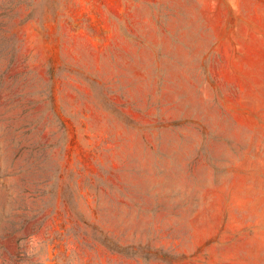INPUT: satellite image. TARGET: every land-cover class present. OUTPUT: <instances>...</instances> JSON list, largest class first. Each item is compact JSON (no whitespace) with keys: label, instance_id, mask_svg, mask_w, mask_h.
Masks as SVG:
<instances>
[{"label":"rangeland","instance_id":"374dc122","mask_svg":"<svg viewBox=\"0 0 264 264\" xmlns=\"http://www.w3.org/2000/svg\"><path fill=\"white\" fill-rule=\"evenodd\" d=\"M0 264H264V0H0Z\"/></svg>","mask_w":264,"mask_h":264},{"label":"trees","instance_id":"16d2710c","mask_svg":"<svg viewBox=\"0 0 264 264\" xmlns=\"http://www.w3.org/2000/svg\"><path fill=\"white\" fill-rule=\"evenodd\" d=\"M80 241L82 243H87L91 240L103 243L104 245L111 247V248H117L120 249L121 243L120 240L117 236H115L114 233L105 230L101 227H96L95 230H93V233H85L84 235H81ZM114 244V245H113Z\"/></svg>","mask_w":264,"mask_h":264}]
</instances>
